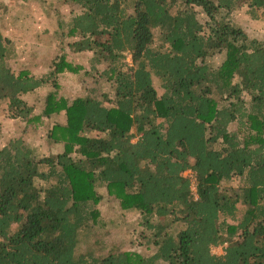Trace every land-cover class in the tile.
<instances>
[{
    "label": "trees",
    "instance_id": "obj_1",
    "mask_svg": "<svg viewBox=\"0 0 264 264\" xmlns=\"http://www.w3.org/2000/svg\"><path fill=\"white\" fill-rule=\"evenodd\" d=\"M55 2L78 10L45 72L15 71L0 30V101L60 147H0V264H264V39L230 16L264 19V0ZM68 74L84 95L61 92ZM38 89L39 111L23 98ZM104 198L136 219L108 227ZM116 229L127 241L78 251Z\"/></svg>",
    "mask_w": 264,
    "mask_h": 264
},
{
    "label": "rangeland",
    "instance_id": "obj_2",
    "mask_svg": "<svg viewBox=\"0 0 264 264\" xmlns=\"http://www.w3.org/2000/svg\"><path fill=\"white\" fill-rule=\"evenodd\" d=\"M76 6L57 3L55 0H0V30L7 37L13 47L11 58L12 68L15 71L21 68H29L35 74L46 71V62L53 56L58 48V37L56 35L58 18L60 15L68 16L70 11H77ZM231 18L241 23L245 29L257 39H264V19L263 16L252 18L247 6H241L231 13ZM155 37L158 30H154ZM155 46L157 43L154 44ZM217 56L207 58L208 62L216 63ZM129 56H127V60ZM155 80V88L158 94L162 90L158 88ZM61 92L70 99L85 94L86 88L79 82V77L68 74L61 79ZM45 93V89H38L35 92L24 95L27 103L35 104L37 111L41 105L40 99ZM24 120L12 118L8 111L6 102L0 101V147L9 140L21 137L25 142L35 149L39 154H56L60 147L49 144L44 139L48 126L44 124H30ZM35 126V127H34ZM135 140V138H134ZM186 170L183 175L189 178ZM223 186H235L236 181L223 182ZM193 191V190H192ZM97 207L101 217L108 223V227L115 226L122 222L126 216L128 221L136 219L135 213H120L116 203L104 198ZM169 229H173L170 227ZM110 235V234H109ZM114 235V236H113ZM126 233L121 229H116L111 238L107 234H100L99 231L89 232L83 236L79 242L78 251L85 254L104 253L111 249L112 243L127 241ZM127 246V244L122 243ZM142 251V250H141ZM213 254L220 255L221 249L218 247L212 250Z\"/></svg>",
    "mask_w": 264,
    "mask_h": 264
},
{
    "label": "built area",
    "instance_id": "obj_3",
    "mask_svg": "<svg viewBox=\"0 0 264 264\" xmlns=\"http://www.w3.org/2000/svg\"><path fill=\"white\" fill-rule=\"evenodd\" d=\"M187 173L189 174V180H190V184H191V188L193 191H195V183H196V178H195V174L188 170ZM225 243L224 244H220V245H217V246H212L211 250H213L214 248L218 247L219 249H221V254L224 253V248H225Z\"/></svg>",
    "mask_w": 264,
    "mask_h": 264
}]
</instances>
